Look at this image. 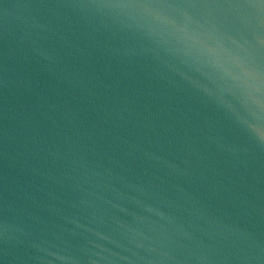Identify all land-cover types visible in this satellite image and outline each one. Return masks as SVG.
Returning <instances> with one entry per match:
<instances>
[{"label": "water", "instance_id": "obj_1", "mask_svg": "<svg viewBox=\"0 0 264 264\" xmlns=\"http://www.w3.org/2000/svg\"><path fill=\"white\" fill-rule=\"evenodd\" d=\"M0 264H264V0H0Z\"/></svg>", "mask_w": 264, "mask_h": 264}]
</instances>
